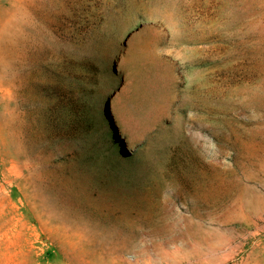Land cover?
<instances>
[{
    "label": "rangeland",
    "instance_id": "374dc122",
    "mask_svg": "<svg viewBox=\"0 0 264 264\" xmlns=\"http://www.w3.org/2000/svg\"><path fill=\"white\" fill-rule=\"evenodd\" d=\"M0 264H264V0H0Z\"/></svg>",
    "mask_w": 264,
    "mask_h": 264
}]
</instances>
